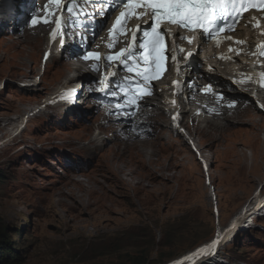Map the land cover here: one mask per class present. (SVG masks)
I'll use <instances>...</instances> for the list:
<instances>
[{"label":"rangeland","instance_id":"obj_1","mask_svg":"<svg viewBox=\"0 0 264 264\" xmlns=\"http://www.w3.org/2000/svg\"><path fill=\"white\" fill-rule=\"evenodd\" d=\"M34 1L35 6L40 2ZM55 5L51 19L55 17ZM108 25L106 18L95 35L92 30L86 31L91 32L92 44ZM9 29L0 33V42L22 34V31L10 34ZM84 33L83 30L78 37L80 49H84L87 41L81 39L88 37ZM4 45L0 44V139L13 134L16 125H21L22 115L37 108L48 92L57 87L58 80H65L59 79V75L54 77L52 72H57L56 65L62 62L53 61L48 74L41 62L38 72L30 78L14 75L9 63L20 49L5 57ZM51 50L48 48L45 53ZM57 51L59 55L64 53L61 48ZM32 61L29 58L34 65ZM85 72L93 75L95 80L91 83L96 86L100 79L96 80L88 70ZM44 74L45 81L41 78ZM22 81H37L39 92L50 89L37 97L38 93L27 89ZM31 94L35 98L29 101L30 97H26ZM80 99L81 107L91 108L86 106L90 102L81 96ZM72 108H67L66 116H72L69 112ZM50 112L51 117L35 116L23 132L0 147V259H10L9 264H170L210 242L217 230L226 228L244 205L253 203L256 194L264 195V117L252 109L249 113L260 122L259 127L239 122L229 124L227 130H251L242 139L250 137L255 149L242 141L234 143L219 137L214 140L219 131L209 127L194 132L210 162L211 181L219 202L218 219L213 211L214 195L205 182L195 152L174 133L171 135L177 144L174 153L166 154L161 149L164 141L150 139L161 149L152 168L143 165L134 152L132 163L127 164L116 162L111 154H100L108 143L91 148L94 139L91 134L98 123L85 127L88 119L77 113L72 117L78 121L70 122L65 117L66 121L57 119L53 125L50 118L55 117V112ZM121 114L125 116L120 125L128 116L127 112ZM152 118H161L159 122L167 120ZM101 122L106 124V118ZM185 124L188 128L186 116ZM107 132L113 137V131ZM78 138L81 141L74 144ZM170 145L169 142L165 147L174 151L176 148ZM256 165L259 172L254 169ZM68 166L87 169L85 175L81 173L83 170L73 175ZM88 181L91 187L80 185ZM60 192L65 193V207L58 204ZM246 221L240 230L233 231L215 257L196 264H264V207Z\"/></svg>","mask_w":264,"mask_h":264},{"label":"bare ground","instance_id":"obj_2","mask_svg":"<svg viewBox=\"0 0 264 264\" xmlns=\"http://www.w3.org/2000/svg\"><path fill=\"white\" fill-rule=\"evenodd\" d=\"M55 3V0H40L39 4L35 6L33 4V0H20L19 15L14 21V25H3L0 31H6L10 28V26H12L15 32L22 31V34H19L18 37L14 36L13 39H8V41L2 40L0 44L5 43V57L9 56L8 54H11L12 51L14 52V50L20 49V51L13 57V62L9 63L10 71L14 75H17L19 73L26 78L32 77L33 73L38 72V70L40 69L39 64L43 62L44 55L46 54L45 50L50 47H52V52L49 56L51 61H45L44 73L48 74V72H51L50 69H52L53 67L50 62H58L57 64L62 62V65H56L57 68L55 70H57V72L52 73L55 75L54 77H57L59 75V79L62 78L65 80H58L57 87H55L52 91H49L47 96L43 98V101L37 107H42L46 102L52 99L51 96H53L60 90L64 91L70 89L74 91L77 89V93H81L82 90L81 97L84 98V101L86 100L90 102L86 106H89L91 108L85 109L81 107L79 101L73 103V105H69L70 103H68L67 105L58 104L55 106H46L34 116L29 117L27 120V125L24 124L26 118H23V116L29 112L24 113L21 117L22 119H24L22 125L23 128L28 126L29 122H31L35 116L42 115L51 117V110H54L55 112V117L53 116L52 118H50L53 125L56 124L55 121L57 119L66 121L65 117H68L70 122L78 121V119L74 120L72 116L80 113L78 114L79 116H81L80 118L88 119V123H86L85 127L91 128V125H97L98 123V125L95 127L94 132L92 131L91 134V137L94 138L91 140V148H98L108 143L107 148L103 149L100 154H111L112 159H115L116 162L122 161L127 164L132 163L131 158L134 153H137V156H139L140 160L144 163L143 165H148L152 168L153 163L155 162L154 157L159 155L161 149L165 150L166 154L174 153L177 150V148L175 147L177 146V144L171 137V135L174 133L178 138H181V136L172 121L171 113L167 112V110L170 108L169 98L171 95V88L169 87L167 74L160 82H154L150 80L144 81L143 76L139 74L141 70L138 66H133V64L130 62L129 67H131L133 70L129 71L127 69V74L125 75L123 72H121V68L125 67L120 64V75L118 74L120 77L117 75L114 79H112L113 81L111 80L110 82H108L105 92L101 93L99 91V89H101L103 85V80L108 71V67L114 63L119 62V60L110 61L107 59V57L115 55L121 49L126 48L127 35L124 31L126 30L127 25H125L124 29L121 32L114 35L111 31V16L109 27L103 34L100 33L101 36L98 35V40L95 42V44H92V38H89L91 32L86 33V31L90 29L94 30L97 33L100 29L99 27L105 21L106 16L109 15L111 10L115 6L122 7V0H72L71 3L69 2V0H60V3H56V5L54 6L57 7L55 9L56 12H54L55 17L54 19H51L50 12L53 13L52 6ZM62 3L64 7V10L62 12L64 14L60 13V10H62ZM65 7L73 8V12H65ZM98 11H101V13ZM116 11L117 10H115V12ZM24 13L26 15V18L22 21ZM66 13H68L67 18L65 19L66 21H63L64 15ZM89 13H91L92 15L87 16L86 14ZM31 18L32 20L33 18H35L37 22L33 24ZM45 20H47L48 22L45 23ZM56 20L61 21V30L57 35L54 36L53 33L54 31H56ZM71 25H73L75 31H70L69 33L67 31L69 27H72ZM65 29L66 32H63ZM83 30L85 31V34L88 35L87 43L85 42V47L87 48L85 49V51L79 48L76 36L77 32L81 33V31ZM256 31L257 28H255L254 26H245L243 33H238L235 35V37L239 38L238 42H236L238 51L248 52L251 49L255 48ZM61 32L63 33L61 34ZM73 34L75 35L74 38H70ZM63 35H65L64 44H62ZM108 41L109 43L113 42L114 46L111 48L107 46L108 52L106 54L105 61L102 63L100 60V56ZM60 45L63 48L62 51H64L65 53V58H63V55L61 56L57 54V49ZM28 48H30L31 50L29 51ZM87 51L98 53L99 58H89L88 60L83 59L82 57ZM229 52L230 51L227 49L223 54L207 57L205 59L207 61L206 63L202 62V59L199 56H193L191 57V59H189V66L192 67V71H189V67L185 66L188 69L183 75L184 82L182 92L184 95L185 93L188 94L192 107L190 109H184L183 111L184 116L186 115V122L189 123L188 128L185 125L184 126L187 130V134L191 138H194V140H196L194 132L198 133L209 127L215 131H219V134H214V140L219 137L220 139L224 138V140L229 139V141H232L234 143L237 141H242L241 143H247L248 145H250L249 147L255 149V144L252 143L253 141L250 139V137L247 140L242 139L244 134H250L252 132L251 130H227L229 128V124L239 122H248L251 123L253 127H259L260 122H258L256 118L251 115V113H249L250 109L256 111L257 113H260L264 117V108H262L260 104L254 100V98L250 95V92L246 89H238L232 83L231 79H233V75L232 72L228 70L227 60L225 59L226 55H228ZM15 58H17V61H14ZM29 58L33 59L32 62L34 63V65L30 64ZM181 58L183 59L182 56ZM234 60H236V58H234ZM199 63L202 64V67H199ZM93 65H96V67L94 68ZM241 68L244 70V73L242 74H246V68L244 66H241ZM85 70H88L92 74H94L96 80L97 78L100 79V81L98 80L99 82H96L97 86L95 88H92L93 90L95 89V95L89 96L90 93L88 94V96L83 95L85 94L84 92H86L87 89L86 83L83 85L84 87H81L82 89H80L77 84L78 80L84 82H92V80H95L93 75L86 73ZM45 74L41 77L43 78V81L47 80V76H45ZM129 81H136V83H130ZM20 83L22 85H25L27 89L36 91V93H38L37 97H41L43 92H46V90L50 89H43L39 92L40 89L38 88L37 81H22ZM52 83L53 82H49V84ZM209 84L212 85L211 89L205 91L204 88H206ZM242 84L244 87H247V84L245 82H243ZM201 87L204 91H201ZM109 88H111L113 92H115V95H113L112 93L109 94ZM138 88L147 89V93H150L153 96H150L146 93L145 95H142V98L133 101L132 96H141ZM92 89H90L89 92H93L91 91ZM211 90H215V92H212ZM260 90L261 89L258 90V93L261 92ZM125 93H127V96H125ZM31 95H28L26 97H30L29 101L35 98L34 95ZM114 99H116L115 102ZM260 99L261 101H264V93L262 95V98ZM182 101L184 102V96L182 97ZM68 105L75 107L74 109L71 107L72 110L69 111L72 116H66V111L69 107ZM102 105L104 106L102 110L99 113H95L97 109H101ZM133 105H135L134 115L130 116L129 112H127V118L122 120V124L120 125L119 121L125 115H122L118 112L115 113L114 111H116L117 107H126L129 108L131 112L133 111ZM57 107L59 109H54ZM33 109L36 108H32L29 111L31 112L33 111ZM149 112H151V114L148 115ZM156 112H158V115H156ZM156 116L162 117L163 119L166 118L167 120L159 122V120H162L161 118H152ZM105 118L106 124H108V126L101 122V120ZM190 122L193 126L190 125ZM16 126V130H18L21 125ZM150 128H153V130L150 131ZM164 128H166V130H164ZM108 129H110V131H113V137L107 135ZM8 136H11V133H9L4 138L6 144H9V141H11V139L9 140L7 138ZM17 136L18 135H16L15 137ZM152 138H158L160 141H164V143L160 145V150L152 141H150V139ZM181 139L184 144L188 143L186 139ZM63 140H65V138H63ZM80 141V138H78V141L74 144H77ZM169 142L171 144L170 147L174 146L176 148L174 151L170 152L168 150L171 149L165 147V144H168ZM0 144H2L1 139ZM200 147L201 151L206 155V149H204L205 147ZM64 154L67 153L64 152ZM126 157H129L130 160H128ZM53 164H55V162H53ZM161 169L165 170L166 167H161ZM254 169L255 171L259 172L260 168H258V166L256 165ZM151 170L153 171V169ZM76 171L77 169L71 168V172L73 175H77L74 174ZM85 172L86 171L81 172L83 173L82 175H85ZM209 182V185H212L211 179H209ZM89 183L90 182L88 181L87 184L82 183L80 185L91 187ZM212 187L214 188L213 185ZM211 194H214L216 197L215 189H213V192H211ZM59 195L62 198L58 200V204L63 207L67 206V199L64 198L65 193L60 192ZM253 198L254 201L252 204L244 205V207L235 215L232 222L226 228L219 230V234L224 233L222 237L227 239L232 230H240V225L247 222L246 220L248 217L261 211V209L264 207V195L258 193ZM219 213L220 211L218 210V217ZM201 249L204 248L199 247L197 252L192 251V253H188L186 256H182V258H179L170 264H196V262L215 257L220 248L214 255L211 256H205L204 253L201 252Z\"/></svg>","mask_w":264,"mask_h":264},{"label":"snow or ice","instance_id":"obj_3","mask_svg":"<svg viewBox=\"0 0 264 264\" xmlns=\"http://www.w3.org/2000/svg\"><path fill=\"white\" fill-rule=\"evenodd\" d=\"M55 2L59 4L60 0H55ZM69 2L71 3L72 0H69ZM13 6L15 11L13 0H0V14L8 12ZM122 6L127 11H120L119 17H117L112 26L111 31L114 35L124 29L127 24L126 17L131 18V16L136 13L137 8L142 9L139 15L146 16L147 19L145 23H149L150 21V24L148 28L143 29V39L142 42L138 44V55L136 54L137 34L133 32V44L129 45L127 49H121L115 55L108 56L107 59L110 61L119 60L120 64L129 71L133 70L129 67L130 62L136 63L137 61H142L147 65L141 69L139 73L143 76L144 81L154 79L162 67L164 60L167 58L165 55L166 36L171 35L172 43L175 44L177 39H188L189 42H192L196 30L200 29H202L200 32L201 38L206 34L211 37V34L215 31L223 32L225 28L232 30V28L229 27V22L234 26L236 21L240 19V15L237 14L238 9L245 8L244 0H122ZM65 11L72 13L73 8L66 7ZM50 14L52 13L50 12ZM36 22L37 20L33 18L32 23L35 24ZM44 22L47 23L48 21L45 20ZM165 22L168 25H175L178 30L183 29L190 31L193 33V36L184 37L181 31H178L176 34H171L170 27L161 31V25ZM55 23L56 31L53 33L54 36L61 30V21L56 20ZM108 46L111 48L114 46V43L110 42ZM179 51L183 52V47H180ZM262 52H264V49H262ZM168 55H170L173 62L177 61L175 49L169 52ZM193 56L194 54L192 52L188 53V57ZM82 58L85 60L89 58H99V54L87 51ZM93 67L95 68L96 65H93ZM112 75L115 76V73ZM129 82L136 83V81ZM211 87L212 85L209 84L204 90L208 91ZM99 90L104 91L105 89L101 88ZM108 91L115 95V92H113L111 88H109ZM138 91L141 93V96H132L133 101L142 98V95L147 93V89L145 88H138ZM125 96H127V93H125ZM134 107L135 105H133V111L131 112L129 108L117 107L116 112H129L131 116L134 115ZM261 107L264 108V105H261ZM219 243V239L212 241L209 245L205 246V249H210V251L201 249V252H203L205 256L214 255Z\"/></svg>","mask_w":264,"mask_h":264},{"label":"clouds","instance_id":"obj_4","mask_svg":"<svg viewBox=\"0 0 264 264\" xmlns=\"http://www.w3.org/2000/svg\"><path fill=\"white\" fill-rule=\"evenodd\" d=\"M1 139H3V138H1ZM5 146V145H4ZM75 162H77V160H75ZM70 169L71 168H73V169H78L77 167H73V166H68ZM79 170L80 169H78L77 171L79 172ZM76 171V172H77ZM83 171H85V170H83ZM208 186H209V188H210V190L213 192V187L211 186V185H209V184H207ZM212 195H214V194H212ZM217 205V207H219V202H218V200L216 199V197H215V195H214V199H213V211L215 212V208H214V205ZM215 214H216V212H215ZM216 217H217V215H216ZM218 219V218H217ZM216 234V233H215ZM214 237H215V235H214ZM213 237V238H214ZM213 238L210 240V242L213 240ZM209 242H207L206 244H208ZM206 244H204L203 246H201L200 248H203ZM199 248H197L195 251H193V252H197V250H198ZM190 253H192V252H190Z\"/></svg>","mask_w":264,"mask_h":264},{"label":"trees","instance_id":"obj_5","mask_svg":"<svg viewBox=\"0 0 264 264\" xmlns=\"http://www.w3.org/2000/svg\"><path fill=\"white\" fill-rule=\"evenodd\" d=\"M5 250H7V248L5 247ZM9 260L10 259H4L3 261L0 259V264H9Z\"/></svg>","mask_w":264,"mask_h":264},{"label":"water","instance_id":"obj_6","mask_svg":"<svg viewBox=\"0 0 264 264\" xmlns=\"http://www.w3.org/2000/svg\"><path fill=\"white\" fill-rule=\"evenodd\" d=\"M187 255V254H186Z\"/></svg>","mask_w":264,"mask_h":264}]
</instances>
